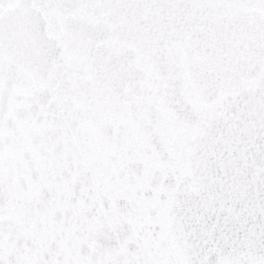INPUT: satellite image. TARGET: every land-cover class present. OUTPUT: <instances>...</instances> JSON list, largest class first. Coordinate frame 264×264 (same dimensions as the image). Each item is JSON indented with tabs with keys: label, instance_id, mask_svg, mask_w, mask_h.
<instances>
[{
	"label": "snow or ice",
	"instance_id": "6c2138e0",
	"mask_svg": "<svg viewBox=\"0 0 264 264\" xmlns=\"http://www.w3.org/2000/svg\"><path fill=\"white\" fill-rule=\"evenodd\" d=\"M0 264H264V0H0Z\"/></svg>",
	"mask_w": 264,
	"mask_h": 264
}]
</instances>
